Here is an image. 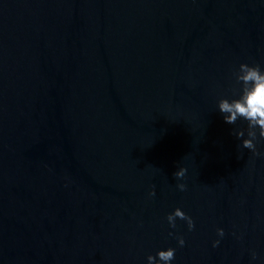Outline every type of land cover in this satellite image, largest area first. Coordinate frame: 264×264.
<instances>
[{
    "label": "water",
    "instance_id": "water-1",
    "mask_svg": "<svg viewBox=\"0 0 264 264\" xmlns=\"http://www.w3.org/2000/svg\"><path fill=\"white\" fill-rule=\"evenodd\" d=\"M240 63L264 69V0H0V264L169 247L171 264H264V157L218 109ZM176 208L194 230L169 227Z\"/></svg>",
    "mask_w": 264,
    "mask_h": 264
},
{
    "label": "clouds",
    "instance_id": "clouds-1",
    "mask_svg": "<svg viewBox=\"0 0 264 264\" xmlns=\"http://www.w3.org/2000/svg\"><path fill=\"white\" fill-rule=\"evenodd\" d=\"M235 84L239 87L233 88V95L238 98L228 99L221 98L218 101V109L224 114V120L228 124H235L237 120L242 119L247 121V129L233 130L232 134L237 139L245 136L246 139L242 140L241 147L248 149L254 157H264V152H261L257 148L258 137L259 140H264V69L259 64L240 63L238 70H234L232 73ZM240 157H243V153H240ZM187 169L179 168V170L173 173V176L177 180H183L186 176ZM176 188L183 192L186 190L187 185L185 183H178ZM150 197L156 195L155 189L148 193ZM179 218L187 223L189 231L194 230L195 222L193 218L187 215L180 208H176L172 213L168 214L166 220L170 228H176V220ZM217 236L223 238L225 231L223 228H217ZM174 235V233H169ZM177 244L179 247H184L185 239L181 236H176ZM220 245V240L213 241V248ZM176 249L169 247L167 250H160L156 256L149 255L147 257L148 264H171L175 259ZM253 260L257 259V253L253 251L251 253Z\"/></svg>",
    "mask_w": 264,
    "mask_h": 264
}]
</instances>
